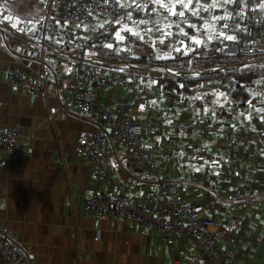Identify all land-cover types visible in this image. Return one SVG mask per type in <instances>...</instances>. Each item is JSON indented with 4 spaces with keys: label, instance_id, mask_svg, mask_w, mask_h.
Listing matches in <instances>:
<instances>
[{
    "label": "crops",
    "instance_id": "obj_1",
    "mask_svg": "<svg viewBox=\"0 0 264 264\" xmlns=\"http://www.w3.org/2000/svg\"><path fill=\"white\" fill-rule=\"evenodd\" d=\"M129 1L131 0L126 2ZM244 2H251L248 8ZM242 3L243 11L239 13L243 16L252 11L264 17V8L261 7L264 0H258L257 3L242 0ZM195 6L197 4L193 0L191 8L197 9ZM217 7L207 11L198 8L196 15L209 19L206 27L194 24L184 26L179 22L173 28L176 49L180 51L176 56H199L200 44L209 37L214 34L222 36L221 33H224L223 36H233L237 33L238 27L230 29L218 25L220 19L216 17H224L225 8L217 13ZM6 16L11 17V20L4 19ZM128 20L130 19H119L106 38L94 39L88 48L82 49L80 45L73 43L72 38L77 31L74 27L65 26L62 9L57 7L53 14H48L46 0H0V23H5L12 29L9 32L0 28V129L6 125H18L25 132L21 153L0 173V227L5 226L15 236L32 259V264H173L167 246L158 234H140L138 227L130 222L123 224L110 217L84 216L86 197L93 191L88 183L91 164L76 155L75 144L81 130H95L98 119L77 113L72 103L64 105V89L72 85V65L76 60L50 50L84 52L103 59L142 63L143 61L134 59L115 58L126 57L123 55L124 51L134 53V44L138 40L140 42L139 24L136 22L138 25L133 26ZM13 24L16 26L13 27ZM175 24L173 19L164 21L162 26L154 22L148 25L147 22L151 42L157 40L158 32L168 30ZM89 27L81 26L79 29L87 33ZM199 30L204 32L200 33ZM117 33L123 39L118 38ZM18 34H21L20 37ZM191 37L201 43L189 42ZM108 45L114 48V53L104 51ZM192 47L195 51L191 50ZM153 56L163 58L156 48ZM13 68H19L23 74L33 75L43 68L48 83L45 94L33 96L25 91L12 89L8 72ZM200 69L204 68L189 71ZM108 70L115 69L108 67ZM148 84L149 98L138 104L133 116L140 119L144 113H154V127L145 128L142 143L154 152L153 162L158 169L170 178L182 182L180 185L187 201H194L197 195L211 201L213 193L221 189L232 191L244 188L249 197L250 193H257L255 196L260 200L254 196L255 204L245 208L244 228L249 223L254 226L252 222H256L255 230L258 229L261 235L263 227L258 225L260 222L262 224L264 218V185L250 182L248 175L262 179L264 159L256 158V167L248 168L251 166L243 164L247 158L232 159L233 150L230 146L237 137H231L228 143L226 136L216 133H182L179 145L176 146L175 132H165V129L155 125L169 122L178 112L182 113L184 121L189 122L199 117L196 115L197 111L203 117L205 110L200 108L202 111L199 109L192 112L195 105L188 104L183 108L177 99L161 98L153 81ZM221 87L215 96L211 95L214 103H224L227 100L224 98L226 91ZM219 93L224 95L220 96ZM106 94H103L104 100L112 107L118 103L117 99L126 96L125 91L118 89ZM230 102L232 104V100ZM211 122L217 127L213 119ZM207 136L219 137L220 140L208 144ZM249 151L254 153L256 149L250 147ZM243 153L250 158L256 157L246 149H243ZM156 158L161 166H165V161H170V170L162 171L155 162ZM112 161L115 185L99 186L97 189L100 192L114 194L119 188L133 197H139L157 188L156 184L148 183L149 177L144 167L138 159L131 158L128 151L116 149ZM177 162L188 169L176 168L180 171L174 175ZM229 208L233 215L238 211L233 204H218L210 212L219 224L215 233V239L219 243H223L224 237L221 230L222 234H226L228 229L224 228L225 221L230 222V217L233 216L228 215ZM98 234L100 236L97 238ZM261 236L259 237L262 238ZM178 239L175 247L185 264H194L197 258L199 260L195 264H206L208 258L199 257L201 250L186 247L183 242L185 237L180 233ZM263 243L264 241L261 244Z\"/></svg>",
    "mask_w": 264,
    "mask_h": 264
},
{
    "label": "built area",
    "instance_id": "obj_2",
    "mask_svg": "<svg viewBox=\"0 0 264 264\" xmlns=\"http://www.w3.org/2000/svg\"><path fill=\"white\" fill-rule=\"evenodd\" d=\"M126 1L46 0V9L48 14H53L57 7L64 11V24L68 28L76 29L77 32L72 38L73 43L80 45L82 49L88 48L94 39L106 38L112 33V27L119 19L135 21L140 26V42L138 40L134 44V54L138 59L148 57L152 61L158 59L153 56L155 48L163 57H174L180 52L176 49L173 29L179 22L184 26L194 24L206 27L209 24L206 16L194 15L191 10L184 9L181 5H176L175 11H183L185 13L183 17L170 14L167 9L154 4L152 0ZM194 3L197 4V0H194ZM217 3L219 5L217 13H221L225 8L224 18L218 21V25L230 29L238 27V31L232 40L226 39V36L230 35L214 34L211 39L208 38L200 44L199 54L202 57L218 58L223 54L255 55L264 52V17L252 11L246 16L240 14L239 11H243L242 0H233L231 3L218 0ZM199 4H211V0H199ZM195 7L197 10L201 8L198 4ZM170 19L175 20L176 24L168 30L158 32L157 40L151 42L147 22L148 25L154 22L162 26L164 21ZM81 26H90L87 33L79 29ZM0 28L12 31L5 23H0ZM20 35L18 34V37ZM259 37L261 39H258ZM50 50L76 60L72 65V85L70 88H63L64 105L72 103L77 113L98 119L95 130H81L75 144L76 155L85 158L91 164L88 183L93 191L86 197L84 216L110 217L123 224L130 222L138 227L140 234H158L167 246L173 264H185L175 247L179 233L185 237L183 242L186 247L202 251L199 257L201 259L207 257L206 264H235L239 239L244 236L242 231L246 217L245 208L253 206L255 199L249 197L244 188H236L232 191L217 190L213 193L211 201L205 200L202 195H197L194 201L185 200L180 185L182 182L161 172L153 162L154 152L142 143L145 128L154 127L152 119L154 113H144L140 119L133 115L138 104L149 98L148 83L153 81L161 98L177 99L183 108L188 104L195 105L192 112L200 108L205 110L203 117H197L189 122L184 121L182 113L178 112L169 122L155 125L165 129V132L173 130L176 146L179 145L182 133H216L226 136L228 142L231 137H237L233 127L236 124L235 114L237 109H240L230 104V101L233 99L236 105L244 102L242 96L233 97L234 88L231 84L201 80L190 85L183 83L179 91L173 92L166 89L157 79L165 74L174 78H200L209 72L264 66V59L220 64L195 71H180L150 61L128 63L103 59L84 52H63L52 48ZM191 50L195 51V48L192 47ZM104 51L114 53V48L105 47ZM108 67L115 70L109 71ZM129 71L135 73L130 74ZM8 80L12 89L22 90L33 96L45 94L48 88L43 68L34 75L23 74L19 68H13L8 72ZM55 84L59 85L58 82ZM219 87L226 91L224 98L227 100L224 103H214L211 98V95H216ZM114 89L125 91L126 96L117 99L118 103L112 107L105 102L103 94ZM212 119L217 123V127L211 122ZM248 124L250 125L247 122L246 125ZM257 130L255 133L242 134L245 138L258 135L259 142L263 145L261 149L264 150V130ZM24 137L25 132L18 125H6L0 129V173L21 153ZM257 145L255 142L253 148ZM116 149L126 150L131 158L138 159L149 177L148 183L156 184L157 188L139 197H133L119 188L114 194L100 192L97 189L99 186L115 185L112 177L114 168L112 158ZM218 204L224 206L233 204L238 208L230 217L227 234L229 237L225 243H219L215 239L219 224L216 217L210 215L211 209ZM99 236L100 234L97 238ZM198 260L197 258L193 263ZM0 264H32V259L5 226L0 227Z\"/></svg>",
    "mask_w": 264,
    "mask_h": 264
},
{
    "label": "rangeland",
    "instance_id": "obj_3",
    "mask_svg": "<svg viewBox=\"0 0 264 264\" xmlns=\"http://www.w3.org/2000/svg\"><path fill=\"white\" fill-rule=\"evenodd\" d=\"M254 2H258V0H252ZM246 7L248 8V5L251 3V2H244ZM253 8V7H252ZM129 23L133 26H137L138 24L136 22H133V21H130L128 20ZM45 23V21H44ZM49 27V25H48ZM200 33H203L204 30H199ZM42 34H43V31H42ZM193 42V44H198L196 43L197 40H194L192 37L191 39L189 40V42ZM123 55L126 56V57H118L116 56L115 58H125L127 60H138V61H145V62H151L152 60H150L148 57H144L142 59H138L136 54L134 53H131L130 51H124L123 52ZM111 69V68H110ZM130 74H134L135 71H129ZM257 83H259V85H262L264 84V79H259L257 81ZM263 94H264V88L263 89H260L258 88L255 92H254V95L257 96V100L254 101V102H251V107L250 105H248V107H246L245 109H237V112L235 114V121H236V124L234 125L233 127V131L236 133L235 136H237V138H234V142L231 144L230 146V149L233 150V154H232V159H246L245 161H243V164H246V165H249L251 167H248V168H252L254 169L256 167L255 165V159L259 157V155H263L264 156V150L261 149L260 147V151L262 154H259L260 151H257V152H254L253 154V157L256 156L255 158H250L249 156H247L245 153H243V149H246L247 151H249V148L250 147H253L254 143L257 142L258 145L256 148H252L253 150L254 149H259V146H260V142L256 140V137H249V138H245V136H243L242 133H245V132H249V133H255V131H258V122L261 121V119L264 118V112H261L259 111L260 109H264V97H263ZM196 115L197 116H201L199 114V112L197 111L196 112ZM247 115V116H245ZM250 117V118H249ZM202 119V118H201ZM203 120V119H202ZM250 123V125L247 127L246 123ZM248 128V129H244V128ZM222 128H224V125H222ZM148 132V130H147ZM210 137V138H209ZM207 140H208V144H212V142H219L220 138H214V137H211V136H207ZM219 154V153H218ZM205 157V155L203 156ZM218 159H220V157H218ZM229 160V159H227ZM160 169L162 171H168L170 170V161H165V166L164 165H160V162H159V159L156 158V161H155ZM176 168H182V169H185L187 170L188 168L181 164L180 162H177L175 164ZM247 167L245 169H248ZM180 170L177 169L175 172H174V175H177L178 172ZM193 175V173H191V176ZM195 177V176H193ZM262 179L258 178L257 176L255 175H248V179L250 182H254V183H258V185H264V171H263V175H262ZM196 185L200 186L201 184L200 183H195ZM202 186V185H201ZM254 192V191H252ZM249 195H251V198H254L255 195H257V193H250ZM256 197V196H255ZM258 198V197H256ZM260 200V198H258ZM224 211L226 210L223 209ZM230 212H227L229 216L233 215V212H232V209L229 208ZM250 220H254L252 218H250ZM262 224L261 222L259 223L258 227H263V232H261V235L264 237V218H262ZM249 223V222H247ZM224 228L227 229V227H229V220H226L225 223H224ZM252 224L254 226H251L250 223H249V226L245 227L243 229V235L240 239H239V244H238V254L236 253L235 255V264H264V243L261 244L263 241H264V238L259 234V231L257 229L256 231V234L254 235V231H255V228H256V222H252ZM228 231V229H227ZM227 231H226V234H222V230H221V235H224V237H222V241L223 243L226 242V239L227 237H229V235H227ZM248 238H247V236ZM220 236V235H219ZM259 236H261L262 238H260ZM259 244H261V246L259 247V249H257V247L259 246Z\"/></svg>",
    "mask_w": 264,
    "mask_h": 264
},
{
    "label": "trees",
    "instance_id": "obj_4",
    "mask_svg": "<svg viewBox=\"0 0 264 264\" xmlns=\"http://www.w3.org/2000/svg\"><path fill=\"white\" fill-rule=\"evenodd\" d=\"M251 59H264V52L255 54V55H241V54H231L226 55L223 54L221 57L212 58V57H202V56H174V57H163L158 58L152 63H159L166 65L171 68H176L180 70H194L195 68H207L212 67L220 64L232 63V62H240V61H248ZM259 79H264V66H252V67H242L239 69L234 70H225V71H216L211 72L203 77L200 78H174L170 75H163V77L158 78V81L164 85V87L170 91L177 92L180 89V86L183 83L186 84H194L201 80H211L216 82H221L225 84H231L234 88V92L232 91L233 97L242 96L244 98V102L240 105H236L235 102L232 100V105L237 108L245 109L251 102L257 100V96H254V92L260 88H264V84L259 85L257 81ZM251 107V106H250ZM258 124V129L264 130V118L261 119ZM248 127V125H247ZM248 129V128H244ZM219 135V134H218ZM221 136V135H220ZM254 137V136H251ZM256 140L259 141L260 138L258 135L255 136ZM264 137V135H263ZM260 147H263L262 143L260 142ZM253 148V147H252ZM252 153L250 151H247ZM253 154V153H252ZM259 154H262L261 151ZM261 160L264 159L263 155H259ZM176 170V168H175Z\"/></svg>",
    "mask_w": 264,
    "mask_h": 264
},
{
    "label": "snow or ice",
    "instance_id": "obj_5",
    "mask_svg": "<svg viewBox=\"0 0 264 264\" xmlns=\"http://www.w3.org/2000/svg\"><path fill=\"white\" fill-rule=\"evenodd\" d=\"M152 2L154 4H158L160 5L161 8H165L167 9L170 14L172 15H178L183 17L185 15V13L183 11L180 12H176L175 8L176 5H181L184 9H189L193 12V14H197V9H192L191 5L193 3V0H152ZM233 2V0H224V3H231ZM197 4L199 7L204 8L205 11H207L209 8H215L218 5L217 0H212L211 4H199V0H197ZM262 8H264V4L261 5ZM224 17H216V19H223ZM4 19L6 20H11V17H4ZM141 23H144V21H141ZM16 25L13 24V27H15ZM118 38L123 39L122 36H120V33L116 34ZM221 35H224V33H221ZM209 39H211V37H209ZM226 39L232 40L234 39L233 36H226ZM196 43H201V41L197 40ZM109 47H111V45H108ZM218 95L223 96V93H219ZM218 102V101H217ZM259 111L264 112V109H260ZM250 118V117H249ZM199 170V169H197Z\"/></svg>",
    "mask_w": 264,
    "mask_h": 264
}]
</instances>
